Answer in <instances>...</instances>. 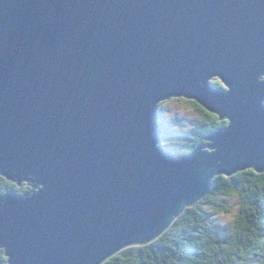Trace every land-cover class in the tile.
<instances>
[{
  "label": "water",
  "instance_id": "95a60500",
  "mask_svg": "<svg viewBox=\"0 0 264 264\" xmlns=\"http://www.w3.org/2000/svg\"><path fill=\"white\" fill-rule=\"evenodd\" d=\"M178 97L227 121L179 157L157 113ZM246 168L264 0H0V176L28 186L0 193L4 264H101Z\"/></svg>",
  "mask_w": 264,
  "mask_h": 264
},
{
  "label": "trees",
  "instance_id": "16d2710c",
  "mask_svg": "<svg viewBox=\"0 0 264 264\" xmlns=\"http://www.w3.org/2000/svg\"><path fill=\"white\" fill-rule=\"evenodd\" d=\"M212 82L223 87L219 80ZM173 99L199 112L197 123L182 132L173 123H164L159 104L160 144L177 157L195 150L210 132L227 123L192 99ZM26 189L25 183L19 186L0 176V193ZM232 211L228 221L216 217ZM5 257L0 247V264ZM101 264H264V171L246 168L215 176L210 192L187 206L163 234L152 242L127 246Z\"/></svg>",
  "mask_w": 264,
  "mask_h": 264
},
{
  "label": "rangeland",
  "instance_id": "374dc122",
  "mask_svg": "<svg viewBox=\"0 0 264 264\" xmlns=\"http://www.w3.org/2000/svg\"><path fill=\"white\" fill-rule=\"evenodd\" d=\"M215 79L218 80L217 78H214V80ZM161 103L164 123H173V126L178 131H188L199 120V112L197 109L181 100L170 98ZM235 202L236 200L232 203ZM233 215L234 212L232 211V213L225 215L221 214L216 217L221 221H228Z\"/></svg>",
  "mask_w": 264,
  "mask_h": 264
},
{
  "label": "bare ground",
  "instance_id": "6f19581e",
  "mask_svg": "<svg viewBox=\"0 0 264 264\" xmlns=\"http://www.w3.org/2000/svg\"><path fill=\"white\" fill-rule=\"evenodd\" d=\"M160 142H161V140H160ZM161 145V144H160ZM162 146V145H161ZM163 147V146H162ZM163 148H165V149H167L166 147H163ZM167 150H170V149H167ZM165 232V231H164Z\"/></svg>",
  "mask_w": 264,
  "mask_h": 264
},
{
  "label": "snow or ice",
  "instance_id": "6c2138e0",
  "mask_svg": "<svg viewBox=\"0 0 264 264\" xmlns=\"http://www.w3.org/2000/svg\"><path fill=\"white\" fill-rule=\"evenodd\" d=\"M5 259H7V257H5Z\"/></svg>",
  "mask_w": 264,
  "mask_h": 264
}]
</instances>
